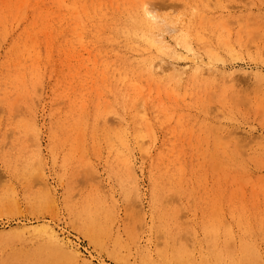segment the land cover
<instances>
[{
	"label": "rangeland",
	"instance_id": "374dc122",
	"mask_svg": "<svg viewBox=\"0 0 264 264\" xmlns=\"http://www.w3.org/2000/svg\"><path fill=\"white\" fill-rule=\"evenodd\" d=\"M7 1L0 0V3L5 5ZM12 1L16 7L14 4L13 7ZM18 1L21 0L8 1L10 3H7V7H12L11 9L5 8L6 5L0 6V27L3 26V30L0 28V264H55L49 253L52 249L43 235V231L49 228L61 236V241L68 242L79 250L81 260L79 258L78 261L70 263L61 260L58 261L59 264H174L177 259V264H182V261L185 264H264V0H134L135 5L131 0H119L120 5L114 3L118 0H82L83 3L80 0H62L59 4L56 3L58 0H22V3ZM63 1H68V6L69 3L75 4L70 7H77V10L69 8ZM74 1L78 5L76 2L72 3ZM85 1H88L87 7L82 9L79 4L85 7ZM108 1L112 2L113 7L106 6ZM97 2L101 3L103 9L98 7ZM23 3H26L25 14L22 11ZM88 3L91 4L90 8ZM146 5L147 10L157 14L159 18L158 22L153 24V21L150 22L151 17L146 15L145 21L149 22L147 25L152 29L146 26V22L143 24L145 29L163 33L167 38L165 44L168 46L157 48V45L153 44L156 45L154 47L150 41L148 44L151 45L148 46L146 41L148 42L149 38L145 41L148 36L144 37L148 30L142 25L141 29L134 23L135 11L144 17ZM117 7L120 8L116 9ZM87 8L89 11H84ZM111 8H115L113 11L116 14ZM127 8L129 12H133H125ZM36 9L38 14L41 12L37 17ZM5 10L9 13L4 12ZM13 10L18 11L16 17L19 14L23 16L22 18L20 15L16 25L14 23L18 18L12 17L15 13ZM45 10L47 19L46 14H43ZM68 10L72 15L73 12L76 14L81 10L80 18L75 19V15L72 16ZM85 12H90L93 18ZM94 12H97L96 15ZM123 14H126V17H123ZM130 14L132 17L129 19ZM40 15L45 16L42 18ZM58 15L63 18H58ZM85 16L89 17V22ZM73 18L76 21L72 20ZM121 19L123 22H120L119 26L117 21H122ZM47 20L49 21L45 26L44 21ZM69 20L74 21L73 24ZM93 23L99 26L95 27ZM71 24H75V28L70 26ZM38 25L39 29L36 28ZM79 25L86 28L82 27L81 30ZM121 26H124V29ZM113 27L117 28V31L113 30ZM42 28H47L46 32H43L45 29ZM31 29H38L35 30L36 34L33 33L35 38L30 34ZM122 29L127 38L121 37ZM196 29L199 34L203 32L202 36L207 38L198 34V37H195ZM77 31L82 32L83 37L77 36ZM94 31L102 40L95 36ZM149 35L153 37L157 33ZM182 35L186 37V43L185 38L181 39L184 37ZM28 37L37 40L36 46L30 45L32 42ZM106 37L110 41L106 40ZM134 37L136 39H133ZM78 38H82L83 45L76 40ZM29 41V47L22 48L26 46L24 43ZM14 42H19V46H15L17 44ZM178 42L181 43L178 45ZM111 46L116 48L113 50ZM18 47L23 52H19ZM95 47L100 50L99 55ZM31 51L38 55L34 57ZM113 51L117 52L114 54ZM26 52L28 56H25ZM209 54L215 55V58ZM121 55L126 60H123ZM132 57L134 58L131 59ZM144 59L146 65L143 63ZM31 63L34 67L30 66ZM96 63L99 66H95ZM105 64L108 67L104 66ZM159 64L166 68L165 71L149 77V74H152L149 73L150 69H158ZM129 66L131 70L134 69L133 72L129 71ZM124 67L128 69L127 73ZM116 69L121 70H118L120 73ZM100 70L103 72L100 73ZM96 72L99 75H96ZM123 73L127 75L126 78H123ZM136 73L138 74L135 75ZM61 75L64 76L60 77ZM120 77L122 80H119ZM131 77H134L133 80ZM79 78H82V81ZM129 79L134 81L133 83L137 82L138 89L144 91L141 93L142 97L135 96L140 95L139 91L136 86L131 87L132 82L128 85ZM91 80L93 82H90ZM81 82L86 83L85 87ZM145 85V89L140 88ZM79 91H83L82 96L76 94L80 93ZM105 96L108 99L113 98L108 101ZM71 97H75V100L71 101ZM78 98L79 102L76 100ZM134 98L137 103H134ZM68 100L74 103L71 104ZM80 100L82 104L86 103L81 105L82 109ZM138 107L141 108V113L144 112L143 116L140 115V109L138 114ZM79 115L81 118H78ZM128 117L131 120H128ZM144 118L148 123L145 124ZM94 119H97L96 122ZM142 121L144 124L141 125ZM93 122L96 124L93 125ZM119 122L120 125H126V130L123 131L126 136L121 133L123 128ZM134 122L136 125L139 122L140 124L136 126ZM64 123L67 124L66 128ZM73 123H76V126ZM107 126L110 128L107 129ZM138 126L141 129L136 131ZM112 127H116L115 131ZM116 131L120 132L116 134L117 137ZM139 131L146 133V136H143L145 139L141 136L144 140L140 138L142 133ZM108 134H114L111 136L114 142L110 141ZM122 134L126 141L121 144L119 135L121 137ZM131 134H134L133 137L136 134L135 139ZM139 138L145 142L142 143ZM140 145L146 146V150L141 149ZM109 149L114 151H108ZM124 156L132 157V165L129 163L132 173H128L130 170L128 171V166L123 161ZM44 224L45 230L42 227ZM28 239L38 242L32 244ZM48 247L50 250H47ZM45 249L47 251H44ZM41 256H44L45 260ZM84 259L85 261H82Z\"/></svg>",
	"mask_w": 264,
	"mask_h": 264
},
{
	"label": "bare ground",
	"instance_id": "6f19581e",
	"mask_svg": "<svg viewBox=\"0 0 264 264\" xmlns=\"http://www.w3.org/2000/svg\"><path fill=\"white\" fill-rule=\"evenodd\" d=\"M6 1H7V0H6ZM8 1H9V0H8ZM8 1H7V3H10V2H8ZM21 1H22V0H21ZM21 1H20V2L18 1V3H22V2H24V1H22V2H21ZM50 1H51V0H50ZM61 1H62V0H58L56 3L59 4ZM80 1L83 3L84 0H83V1L80 0ZM90 1H92V0H90ZM90 1H89V2H90ZM98 1H99V0H98ZM100 1H102V0H100ZM103 1H104V0H103ZM111 1H115V0H111ZM121 1H123V0H121ZM125 1H126V0H125ZM132 1H133V5H135L134 3H136V2H134V0H131V2H132ZM12 2H13V3H12V5H13V4H14V1H12ZM25 2H27V0H25ZM35 2H36V1H35ZM58 2H59V3H58ZM64 2H65V1H63V3H64ZM67 2H68V1H66L65 3H67ZM75 2H76V1H74V2H72V3H75ZM87 2H88V1H87ZM87 2L85 1V4H84L85 7L83 6V4H81V5L79 4V6H81V8L84 9V8L87 7V6H86V3H87ZM108 2H110V1H108ZM108 2H107V4H108ZM128 2H130V1L128 0ZM140 2H141V1H140ZM7 3L5 4L6 7H5V5H3V3H2V4L0 3V4H1L0 6L3 5V7H5V8H10V9H11L12 7H7ZM16 3H17V2H16ZM36 3H37V2H36ZM56 3H55V4H56ZM78 3H80V2H78ZM94 3H95V2H94ZM97 3H98V2H97ZM111 3H112V2H110V4H108V5L106 4V6H108V7H109V6L113 7V5H111ZM114 3H115V5H117V4H119L120 2H119V0H118V1H116V2H114ZM114 3H113V4H114ZM126 3H127V2H126ZM76 4H77V2H76ZM88 4H89V3H88ZM92 4H93V3H92ZM100 4H101V3H98V5H99L98 7H101V6H102V5H100ZM14 5H15V4H14ZM14 5H13V7H14ZM17 5H18V4H17ZM25 5H26V3H23V9H22L23 13L25 12V11H24V8H25L24 6H25ZM62 5H63V4H62ZM69 5H70V6H74L75 4L72 5V4L69 3ZM77 5H78V4H77ZM77 5H76V6H77ZM90 5H91V4H89V8H90ZM95 5H96V4H95ZM103 5H104V2H103ZM119 5H120V4H119ZM122 5H124V4L122 3ZM58 6H59V5H58ZM67 6H68V3H67ZM67 6H66V7H67ZM70 6H68V7L71 8V9H74V11L77 10V7H76V8H72V7H70ZM79 6H78V8H79ZM128 6H129V5H128ZM137 6H138V5H137ZM15 7H16V5H15ZM31 7H32V6H31ZM98 7H96V8H98ZM125 7H126V6H125ZM143 7H144V6H143ZM29 8H30V7H29ZM55 8L57 9V7H55ZM81 8H79V9H81ZM94 8H95V7H93V5H92V9H94ZM101 8H102V7H101ZM101 8H100V9H101ZM104 8H106V11H107V7H105V5H104ZM118 8H120V7H117L116 9H118ZM122 8H124V7L122 6ZM122 8H121V9H122ZM128 8H129V7H128ZM128 8L126 9L127 11H125V12H129V11H128V10H129ZM131 8H132V7H131ZM144 8H145V7H144ZM144 8H143V9H144ZM147 8H148V7H147ZM0 9H1V7H0ZM2 9H3V8H2ZM44 9H45V8H44ZM44 9H43V10H44ZM51 9L53 10V8H51ZM82 9H81V10H82ZM102 9H103V8H102ZM111 9H112V8H111ZM114 9H115V8H114ZM114 9H112L111 11H113ZM124 9H125V8H124ZM136 9H138V8H136ZM145 9H146V8H145ZM145 9H144V10H145ZM26 10H27V9H26ZM81 10H80V11H81ZM98 10H99V9H98ZM109 10H110V9H109ZM140 10L142 11V9H140ZM150 10H151V9H150ZM6 11H7V14H8V13H9L8 10H5L4 12H6ZM22 11H21V12H22ZM37 11H38V10L36 9V12H37ZM41 11H42V10H41ZM46 11H47V10H45V12H44L43 14H46ZM80 11H79V12H80ZM84 11H89V9L87 8V9H85ZM94 11H95V10H94ZM96 11H97V10H96ZM101 11H102V10H101ZM101 11H100V12H101ZM106 11H105V9H104V12H106ZM114 11H115V10H114ZM114 11H113V13L116 14V12H114ZM120 11H121V10H120ZM141 11H139V12L141 13ZM2 12H3V11H1V14H2ZM14 12H15V11L13 10V13H14ZM17 12H18V11H16V12L12 15V17H14V16L16 17L15 14H16ZM26 12H27V11H26ZM28 12H29V11H28ZM63 12H64V11H63ZM79 12H76V14H74L75 12H73V15H75V16H73V15L69 12V10H68V13H70L75 19L80 18L81 12H80V15H79ZM82 12H83V11H82ZM90 12H91V11H90ZM90 12H89V14H88L87 12H85V13H87L88 15H90ZM92 12H93V11H92ZM109 12H110V11H109ZM121 12H122V11H121ZM132 12H133V11H132ZM132 12H129V13H132ZM144 12H145L144 17H143V15L136 14V11H135V13H134V14H135V18H133V21H135V22H134L135 24H138L139 28H141V27H140L141 25H142L143 27L145 26V25H143V24L146 22L145 20H146L147 16H148V17H151V18H150L151 20H150V19H149V20H150V22L153 21V24H154L155 22H158V21H157V20H158L157 18H159V17H157V14H153V13H151V12L149 11V9H148V10L146 9ZM30 13H31V12H30ZM40 13H41V12H40ZM40 13H39V14H40ZM47 13H48L49 15H51V13H49V12H47ZM94 13H95V12H94ZM96 13H97V12H96ZM96 13H95V15H96ZM117 13H118V12H117ZM122 13H123V12H122ZM122 13H120V14H122ZM11 14H12V13H11ZM24 14H25V13H24ZM39 14H38V12H37L36 17L39 16ZM54 14H56V13L54 12ZM57 14H58V13H57ZM4 15H5V13H4ZM4 15H3V17H4ZM9 15H10V14H9ZM17 15H18V14H17ZM20 15H21V14H19V16L16 17V19H17V18H18V19H17V22L14 23L15 25L18 24V21H19ZM77 15H78V16H77ZM83 15H84V13H83ZM93 15H94V14H93ZM95 15H94V17H95ZM105 15H106V14H105ZM124 15H125V17H126V14H123V17H124ZM130 15H131V16H130ZM130 15H128V16H129V17H128L129 19H130V17H132V14H130ZM146 15H147V16H146ZM1 16H2V15H1ZM1 16H0V17H1ZM10 16H11V15H10ZM21 16H22V15H21ZM40 16H41V15H40ZM43 16H45V15H43ZM43 16H41V17L43 18ZM54 16H55V15H54ZM61 16H63V14H61ZM61 16L58 15V18L61 17ZM65 16H66V15H65ZM68 16H69V15H68ZM68 16H67V17H68ZM91 16H92V14L90 15V17H91ZM101 16H102V14H101ZM110 16H111V17L113 16V17L115 18L114 15H111V14H110ZM117 16H119V15H117ZM117 16H116V17H117ZM120 16H121V15H120ZM145 16H146V17H145ZM6 17H7V16H6ZM6 17H5V18H6ZM15 17H14V18H15ZM48 17H50V16H48ZM85 17H87V16H85ZM200 17H201V16H200ZM22 18H23V16H22ZM24 18H25V16H24ZM44 18H45V17H44ZM56 18H57V17H56ZM61 18H63V17H61ZM70 18H71V17H70ZM74 18H73L72 20H75ZM81 18H82V17H81ZM83 18H84V17H83ZM88 18H89V17H87V19H86L87 21L89 20ZM92 18H93V16H92ZM97 18H98V17H97ZM99 18H100V16H99ZM101 18H102V17H101ZM107 18H110V17L107 16ZM114 18H110V19H114ZM117 18H118V17H117ZM207 18H208V17H207ZM209 18H211V16H210ZM28 19H29V18H28ZM31 19H32V16H31ZM46 19H47V14H46ZM67 19H68V18H67ZM104 19H105V18H104ZM122 19H123V18H122ZM122 19H121V20H122ZM125 19H126V18H125ZM134 19H135V20H134ZM161 19H162V18H161ZM202 19H203V18H202ZM204 19H206V18H204ZM11 20H12V19H11ZM13 20H14V19H13ZM13 20H12V21H13ZM21 20H22V19H21ZM32 20H34V19H32ZM39 20L41 21L42 19H39ZM49 20H50V19H49ZM49 20H47V22L44 21V25L47 24ZM63 20H64V19H63ZM63 20H62V21H63ZM72 20H71V21H72ZM80 20H81V19H80ZM80 20H79V21H80ZM93 20H95V18H94ZM100 20H101V19H99V21H100ZM114 20H115V19H114ZM117 20H118V19H117ZM126 20H127V19H126ZM131 20H132V19H131ZM149 20H148V21H149ZM3 21H4V18H3ZM5 21H6V20H5ZM60 21H61V20H60ZM60 21H58V22H60ZM69 21H70V20H69ZM71 21H70V22H71ZM75 21H76V20H75ZM79 21H78V24H79ZM82 21H83V23H85V25H86V22H85L83 19H82ZM107 21H108V20H107ZM109 21H111V20H109ZM124 21H125V20H124ZM159 21H161V20L159 19ZM6 22H7V21H6ZM20 22H21V21H20ZM27 22H28V21H27ZM32 22H33V21H31L30 23L32 24ZM34 22H35V21H34ZM45 22H46V23H45ZM73 22H74V21H72V24H73ZM80 22H81V21H80ZM88 22H89V21H88ZM101 22H102V20H101ZM120 22H123V20H122V21H119V22L117 21V23H119V24H118L119 26H120ZM191 22H192V21H190V23H191ZM203 22H204V21H203ZM0 23H2L1 20H0ZM12 23H13V22H12ZM37 23H38V21H37ZM39 23H40V25H41L42 27L44 26L41 22H39ZM51 23H52V22H51ZM63 23H64V22H63ZM68 23H69V22H68ZM68 23H67V24H68ZM83 23H82V25H84ZM96 23H97V22H96ZM106 23L109 24L108 22H106ZM126 23H127V22H126ZM129 23H130V22H129ZM129 23H128V24H129ZM147 23H149V22H146V26H148ZM151 23H152V22H151ZM194 23H195V22H194ZM194 23H193V25L195 26ZM199 23H200V22H199ZM10 24H11V23H10ZM31 24H30V25H31ZM33 24H36V23H33ZM65 24H66V23H65ZM72 24H71L70 26H72ZM75 24L77 25L76 22H75ZM75 24H74V26H72V27L75 28ZM93 24H94V23H93ZM104 24H105V23H104ZM110 24H111V23H110ZM113 24H114V23H113ZM124 24H125V23H124ZM130 24H131V23H130ZM135 24H134V25H135ZM139 24H140V25H139ZM187 24H188V23H187ZM1 25H3V24H1ZM4 25H5V24H4ZM27 25H28V24H27ZM50 25L52 26V24H50ZM56 25H57V24H56ZM82 25H81V26L79 25L80 28H81V30H82V27H83V29L86 28L85 26H82ZM94 25H95V27H96L97 24H94ZM94 25H93V26H94ZM115 25H116V21H115ZM131 25H133V24H131ZM131 25L129 26L130 28H131ZM134 25H133V26H134ZM151 25H152V24H151ZM191 25H192V23H191ZM197 25H198V24H197ZM20 26H21V25H20ZM23 26H24V25H23ZM45 26H46V25H45ZM64 26H66V25H64ZM77 26H78V25H77ZM77 26H76V27H77ZM97 26H99V25H97ZM103 26H104V25H103ZM105 26H106V24H105ZM107 26H109V25H107ZM133 26H132V29H133ZM152 26H153V25H152ZM155 26H156V25H155ZM155 26H153V27H155ZM194 26H193V27H194ZM2 27H3V26H1L0 28H2ZM5 27H6V25H5ZM11 27H12V26H11ZM25 27H26V25H25ZM35 27H36V26H35ZM60 27H61V26H60ZM84 27H85V28H84ZM95 27H94V28H95ZM100 27H101V25H100ZM110 27H111V26H110ZM121 27L123 28L124 26H121ZM125 27H126V26H125ZM134 27H136V26H134ZM143 27H142V28H143ZM149 27L152 29V27H151L150 25L148 26V28H149ZM156 27H157V26H156ZM203 27H204V26H203ZM205 27H208V26H205ZM23 28H24V27H22L21 29L23 30ZM30 28H31V27H30ZM36 28L39 29V25H38ZM47 28H49V27H47ZM47 28H46V29H47ZM69 28H70V27H69ZM89 28H90V26H89ZM102 28H103V27H102ZM102 28H101V30H102ZM113 28H114V27H113ZM117 28H119L118 30L121 31V28H120V27L117 26ZM117 28H116V29H117ZM126 28H128V27H126ZM142 28H141V29H142ZM145 28H146V27H144V29H145ZM148 28L145 29V30L147 31ZM150 28H149V29H150ZM158 28H159V26H158ZM158 28H157V29H158ZM198 28H199V26H198ZM6 29H7V28H6ZM6 29H5V30H6ZM12 29H13V28H12ZM25 29H26V28H25ZM38 29H35V30L37 31ZM42 29L44 30L45 28H42ZM46 29H45V31H43V32H46ZM87 29H88V28H87ZM99 29H100V28H99ZM99 29H98V31H99ZM107 29H109V28H107ZM110 29H111V28H110ZM116 29L114 28L113 30H116ZM123 29H124V28H123ZM123 29H122V32H121V33H122V36H121V37L125 36V34L123 33ZM132 29H131V30H132ZM141 29H140V30H141ZM144 29H143V30H144ZM191 29H193V28H191ZM199 29H200V28H199ZM202 29L205 30V28H202ZM2 30H3V28H2ZM5 30H4V31H5ZM10 30H11V29H10ZM13 30H14V29H13ZM35 30H32V29H31L32 33H30L34 38L36 37V36H35V34H36ZM50 30H51V29L49 28V31H50ZM65 30H66V29H65ZM75 30H77V29H75ZM75 30H74V31H75ZM78 30H80L79 27H78ZM91 30H92V29H91ZM127 30H129V29H127ZM131 30H129V31H131ZM134 30H135V29H134ZM140 30H139V31H140ZM188 30H189V29H188ZM204 30H203V31H204ZM0 31H1V30H0ZM33 31H34V32H33ZM57 31H58V30H57ZM72 31H73V30H72ZM116 31H117V30H116ZM124 31H125V30H124ZM132 31H133V30H132ZM132 31H131V32H132ZM136 31H137V29H136ZM139 31H138V32H139ZM141 31H142V30H141ZM146 31H145V32H146ZM148 31H149V30H148ZM148 31H147V33H144V35L146 34L144 37L148 36V37H146L145 41L147 40V38H149V39H148V42L146 41L147 44H148L149 41H150V43H152V45H153V44H156V45H157V48H158V47H166L165 45L168 46V44H165L166 41H167V38H166V36H164L163 33H160V32L158 33V32H156L157 35H155L156 33H154L153 31H151V32L149 31V33H148ZM159 31H160V30H159ZM162 31H163V29H161V32H162ZM189 31H190V30H189ZM195 31H196V35L198 34V35H201V36H202V33H203L202 30H201V32H202L201 34H199V32H198L197 29H196ZM27 32H28V30H27ZM29 32H30V30H29ZM58 32H59V31H58ZM77 32H78V33H77ZM77 32H76V35L81 37L83 33H82V32L79 33V31H77ZM85 32H86V30H85ZM89 32H90V31H89ZM96 32H97V30H96ZM96 32L94 31L95 34H96ZM101 32H102V31H101ZM131 32H130V33H131ZM3 33H4V32H3ZM7 33L9 34L10 32L7 31ZM18 33H19V32H18ZM25 33H26V32H25ZM33 33H35V34H33ZM47 33H48V32H47ZM49 33H50V32H49ZM81 33H82V34H81ZM109 33H112V32H109ZM125 33H126V32H125ZM141 33H142L141 36H143V32H141ZM150 33L154 34L155 36L152 37V35H149ZM193 33L195 34V32H193ZM4 34H5V33H4ZM8 34H7V36H8ZM21 34H22V33H21ZM21 34H18V35L20 36ZM30 34H29V36H30ZM97 34H99V33L97 32ZM97 34H96L95 36H98ZM101 34H102V33H101ZM104 34H105V33H104ZM123 34H124V35H123ZM126 34H128V32H127ZM132 34H133V35H132ZM132 34H130V36H131V35L134 36V33H132ZM136 34H137V33H136ZM147 34H148V35H147ZM23 35H24V34H23ZM25 35L28 36V34H25ZM48 35H49V34H48ZM102 35H103V34H102ZM106 35H107V33H106ZM106 35H105V36H106ZM109 35H110V34H109ZM112 35L114 36V34H112ZM112 35H111V36H112ZM196 35H195V37H198V35H197V36H196ZM207 35H208V34H207ZM11 36H12V35H11ZM19 36H18V37H19ZM71 36H72V35H71ZM99 36H100V35H99ZM99 36H98V37H99ZM132 36H131V37H132ZM137 36H138V35H137ZM141 36H140V37H141ZM150 36H151L152 38H151ZM182 36H184V35H182ZM201 36H199V37H201ZM0 37H1V35H0ZM68 37H69V36H68ZM82 37H83V36H82ZM102 37H103V36H102ZM121 37H120V39H121ZM125 37L127 38V35H126ZM138 37H139V36H138ZM144 37H143V38H144ZM202 37H203V36H202ZM202 37H201V38H202ZM204 37H206V36H204ZM204 37H203V38H204ZM4 38H5V37H4ZM4 38L2 37V39H4ZM11 38H12V37H11ZM24 38H25V37H24ZM24 38H23V40L26 41L25 39H27V38H25V39H24ZM28 38H29V37H28ZM31 38H32V37H31ZM31 38H29V39L31 40V42H32V44H30V45L34 46L35 44H37V42H36L37 40L34 41V40H33L34 38H32V39H31ZM71 38H72V37H71ZM87 38H88V37H87ZM89 38H90V36H89ZM99 38H100V37H99ZM99 38H98V39H99ZM103 38H105V37H103ZM108 38H109V37H108ZM114 38H115V37H114ZM118 38H119V37H118ZM128 38H129V37H128ZM183 38H185V40H186V37H185V36L182 37L181 39H183ZM206 38H207V37H206ZM15 39H16V37H15ZM68 39L70 40V38H68ZM72 39H74V38H72ZM81 39H82V38H80V39L78 38V39H76V40L80 41V42L82 43V45H83V41H81ZM96 39H97V38H96ZM100 39H101V38H100ZM112 39H113V37H112ZM112 39H111V40H112ZM115 39H116V38H115ZM129 39H131V38H129ZM133 39H136V38L134 37ZM133 39H132V41L134 42ZM139 39H140V38H139ZM5 40H6V39H4V41H5ZM84 40H85V39H84ZM87 40H89V39H87ZM101 40H102V39H101ZM106 40H109V39H107V37H106ZM118 40H119V39H118ZM118 40H117V41H118ZM123 40H124V38H123ZM127 40H128V39H127ZM127 40H126V41H127ZM142 40H143V39H142ZM176 40H178V38H177ZM185 40H184V41H185ZM12 41H13V40H12ZM14 41H16V40H14ZM18 41H19V40H18ZM21 41H22V39H21ZM33 41H34V43H33ZM104 41H105V40H104ZM109 41H110V40H109ZM109 41H107V42H109ZM112 41H113V40H112ZM112 41H111V42H112ZM115 41H116V40H115ZM121 41H122V40H121ZM126 41H125V43H126ZM129 41L131 42V40H129ZM178 41H179V40H178ZM184 41H183V42H184ZM214 41H215V40H214ZM31 42L29 41L28 43H24V44H26V46L23 44L24 46H22V48L27 49V47H29V43H31ZM35 42H36V43H35ZM69 42H70V41H69ZM74 42H75V41H74ZM76 42H77V41H76ZM80 42H79V43H80ZM84 42H85V41H84ZM92 42H93V41H92ZM113 42H114V41H113ZM136 42H137V41H136ZM143 42H144V41H143ZM176 42H177V41H176ZM183 42H182V43H183ZM186 42H187V40L185 41V43H186ZM216 42H217V41H216ZM218 42H219V41H218ZM14 43L17 44V42H14ZM77 43H78V42H77ZM81 43H80V44H81ZM86 43H88V42L86 41ZM86 43H85V44H86ZM97 43H98V42H97ZM114 43H115V42H114ZM121 43H122V42H121ZM125 43H124V44H125ZM127 43H128V42H127ZM127 43H126V44H127ZM131 43H132V42H131ZM131 43H130V44H131ZM180 43H181V42H180ZM180 43L178 42V45H179ZM219 43H221V42H219ZM10 44H11V43H10ZM19 44H20V43L18 42V44L15 45V46H19ZM27 44H28V46H27ZM33 44H34V45H33ZM85 44H84V45H85ZM94 44H95V42H94ZM117 44H118V43H117ZM130 44H129V45H130ZM214 44H215V43H214ZM217 44H218V43H216L215 45H217ZM21 45H22V42H21ZM86 45H87V44H86ZM92 45H93V43H92ZM92 45H90V47H92ZM107 45H108V44H107ZM119 45H120V43H119ZM132 45H133V44H132ZM132 45H130V46H132ZM134 45H136V44H134ZM137 45H138V44H137ZM143 45H144V44L141 45V48H143V47H142ZM150 45H151V44H148V46H150ZM156 45H153V46L156 47ZM35 46H36V45H35ZM109 46H110V44H109ZM125 46H126V45H125ZM130 46H129V47H130ZM148 46H147V47H148ZM169 46H170V45H169ZM184 46H185V45H184ZM186 46H187V45H186ZM97 47H98V46H97ZM111 47H112V49H113V48H116V46H115V47H114V46H111ZM121 47H122V46H121ZM121 47H120L119 49H121ZM127 47H128V46H127ZM135 47H136V46H135ZM147 47H146V48H147ZM16 48H17V47H16ZM22 48H21V49H22ZM95 48H96V47H95ZM123 48H124V47H123ZM123 48H122V49H123ZM125 48H126V47H125ZM136 48H137V47H136ZM136 48H135V49H136ZM141 48H139V49H141ZM168 48H169V47H168ZM31 49H32V50H35V48H34V49L31 48ZM31 49H28V50H31ZM96 49H97V48H96ZM105 49H106V48H105ZM119 49H118V50H119ZM139 49H138V50H139ZM18 50H19V52H23V50H20L19 47H18ZM28 50H27V51H28ZM38 50H39V49H38ZM113 50H114V49H113ZM126 50H127V49H126ZM128 50L131 52V50H133V47L131 48V50H130V49H128ZM168 50H170V48H169ZM171 50H172V49H171ZM15 51H16V49H15ZM15 51H14V52H15ZM36 51H37V50H36ZM47 51H48V50H47ZM47 51H46V53H47ZM97 51H99V53H98V54L96 53V54L99 55V54H100V50L97 49L96 52H97ZM101 51H102V50H101ZM104 51H105V50H104ZM104 51H103V52H104ZM107 51H108V49H107ZM109 51H110V49H109ZM121 51H122V50H121ZM136 51H137V49L135 50V52H136ZM140 51H141V50H140ZM140 51H139V52H140ZM31 52H32V53H31ZM31 52H30V53L33 54V51H31ZM38 52H39V51H38ZM103 52H102V53H103ZM116 52H117V51H115V53H116ZM119 52H120V50H119ZM119 52H118V53H119ZM126 52H127V51H126ZM133 52H134V51H132V54H133ZM17 53H18V52H17ZM30 53H29V55H30ZM35 53H37V52H35ZM104 53H105V52H104ZM111 53H112V52H111ZM113 53H114V51H113ZM113 53H112V54H113ZM115 53H114V54H115ZM121 53H122V52H121ZM123 53H124V52H123ZM137 53H138V51H137ZM170 53H171V52H170ZM170 53H169V54H170ZM172 53H174V52L172 51ZM25 54H26V55H25ZM25 54H24L25 56H28L27 52H26ZM49 54H50V52H49ZM127 54H128V53H127ZM22 55H23V53L21 54V56H22ZM33 55H34V54H33ZM36 55H38V54H35L34 57H35ZM104 55H105V54H104ZM129 55H130V54H129ZM133 55H134V54H133ZM209 55L211 56V54H209ZM25 56H24V57H25ZM46 56H47V55H46ZM101 56H102V55H100V57H101ZM107 56H108V55H107ZM116 56H117V55H116ZM119 56H120V55H119ZM121 56H122V55H121ZM124 56H126L125 53H124ZM130 56H131V55H130ZM210 56H208V58H209ZM213 56H214V58H215V55H213ZM213 56H211V57H213ZM30 57H31V56H30ZM97 57H98V56H97ZM114 57H115V56H113V59H114ZM122 57H123V56H122ZM19 58H20V57H19ZM22 58H23V57H22ZM108 58H109V57H108ZM127 58H128V57H127ZM133 58H134V57H132L131 59H133ZM33 59H34V58H33ZM35 59H36V58H35ZM35 59H34V60H35ZM102 59H103V57H102ZM106 59H107V57H106ZM131 59H130V60H131ZM141 59L143 60V58H141ZM190 59H191V58H190ZM30 60H31V59H30ZM94 60H96L95 57H94V59H93V62H95ZM107 60H108V59H107ZM107 60H106V61H107ZM110 60H111V59H110ZM118 60H119V59H118ZM121 60H122V58H121ZM121 60H120V61H121ZM123 60H126V59L123 57ZM123 60H122V61H123ZM136 60H137V59H136ZM145 60H146V59H144V61H145ZM212 60H213V59H212ZM97 61H98V60H97ZM104 61H105V60H104ZM104 61H101V62L104 63ZM112 61L114 62L115 59L112 60ZM131 61H132V60H131ZM148 61H149V60H148ZM158 61H159V60H158ZM32 62H33V61H32ZM99 62H100V60H99ZM108 62H109V64L111 65L110 61H108ZM116 62H117V61H116ZM124 62L126 63L127 61H124ZM128 62H129V61H128ZM155 62H156V61H155ZM105 63L107 64V62H105ZM120 63H121V62H120ZM125 63H123V64H125ZM136 63H137V62H136ZM143 63H144V64H145V63L147 64L146 61L143 62ZM152 63H154V62H152ZM158 63H160V62H158ZM96 64H97V65H96ZM96 64H95V66H99L98 63H96ZM106 64H105L104 66H106ZM114 64H115V63H114ZM123 64H122V65L120 64V65H121V66H124ZM146 64H145V65H146ZM170 64H171V63H170ZM31 65H32V63L30 64V66H31ZM65 65H66V67H68L67 64H65ZM100 65H101V64H100ZM102 65H103V64H102ZM112 65H113V64H112ZM125 65L128 66V64H125ZM129 65H131V62H130ZM134 65L136 66V64H134ZM142 65H143V64H142ZM154 65H155V64H154ZM154 65H151V66L153 67ZM160 65H161V64H159L158 66L156 65V66L158 67V69H155V68H154V69L152 68L153 70L150 69V72H149V73H152V74H149V75H151V76H149V77H153V76H152L153 74H160V73H162V72L165 71L166 68L164 69V67H162V65H161V66H160ZM168 65H169V64H168ZM32 66H33V65H32ZM121 66H120V67H121ZM132 66H133V65H132ZM132 66H131V67H132ZM163 66H165V65H163ZM26 67H27V66H26ZM28 67H29V65H28ZM33 67H34V66H33ZM53 67H54V66H53ZM70 67H71V66H70ZM102 67H103V66H101V69H102ZM106 67H108V65H107ZM114 67H115V66H114ZM120 67H119V68H120ZM137 67H138V66H137ZM143 67H145V66H141V68H143ZM147 67H148V65L146 66V68H147ZM149 67H150V66H149ZM197 67H198V66H197ZM199 67H200V65H199ZM31 68H32V67H31ZM68 68H69V67H68ZM68 68H67V69H68ZM112 68H113V67H112ZM124 68H125V67H124ZM133 68H134V67H133ZM138 68H139V67H138ZM138 68H136V69H138ZM168 68H169V67H168ZM170 68H171V67H170ZM179 68H180V67H179ZM215 68H216V67H215ZM28 69H29V68H28ZM32 69H33V68H32ZM56 69H58V68H56ZM59 69H61V68H59ZM65 69H66V68H65ZM94 69H95V67H94ZM113 69H114V68H113ZM113 69H112V72H114ZM121 69H123V68L121 67ZM125 69H126V68H125ZM128 69H129V71L131 70V69H130V66H129ZM128 69H126V71H125L126 73L128 72ZM173 69H174V68H173ZM213 69H214V68H213ZM26 70H27V69H26ZM63 70H64V69H63ZM74 70H75V69H74ZM76 70H77V69H76ZM78 70H79V69H78ZM102 70H103V69H102ZM105 70H106V69H105ZM116 70H117V69H116ZM118 70H119V69H118ZM118 70H117V72L121 71V70H119V71H118ZM133 70H134V69H133ZM133 70H131V72H133ZM146 70H147V69H146ZM171 70H172V69H171ZM208 70H209V69H208ZM215 70H216V69H215ZM30 71H31V69H30ZM53 71H54V70H53ZM57 71H58V70H57ZM59 71H60V70H59ZM59 71H58V72H59ZM91 71H93V70H91ZM96 71H97V70H96ZM103 71H104V70H103ZM103 71H102V72H103ZM122 71H124V69H123ZM138 71H139V70H138ZM178 71H179V70H178ZM60 72H61V71H60ZM74 72H75V71H74ZM76 72H77V71H76ZM93 72H94V71H93ZM99 72L102 73L101 70H100ZM105 72H106V71H105ZM117 72H116V74H117ZM125 72H124V73H125ZM134 72H135V71H134ZM136 72H137V71H136ZM141 72H143V71H140V73H141ZM145 72H147V71H145ZM169 72H171V71H169ZM211 72H212V71H211ZM56 73H57V72H56ZM56 73H55V74H56ZM71 73H72V72H71ZM77 73H78V72H77ZM77 73H76V74H77ZM84 73L86 74V71H85ZM90 73H92V72H90ZM94 73H95V72H94ZM97 73H98V72H96V75H99V74H97ZM106 73H107V72H106ZM119 73H120V72H119ZM124 73H123V75H124ZM138 73H139V72H138ZM138 73H136L135 75H137ZM179 73H181V72H179ZM201 73H202V71H201ZM61 74H62V73H61ZM65 74L67 75V73H65ZM68 74H69V73H68ZM72 74H75V73H72ZM72 74H71V75H72ZM79 74H80V73H79ZM121 74H122V73H121ZM121 74H120V76H121ZM167 74H168V73H167ZM172 74H173V73H171V75H172ZM177 74H178V72H177ZM218 74H219V73H218ZM220 74H221V72H220ZM59 75H60V74H59ZM59 75H58V76H59ZM71 75H70V76H71ZM88 75H89V74H88ZM100 75H101V74H100ZM103 75H104V74H103ZM103 75H102V77H103ZM123 75H122V77H123ZM131 75H132V74H131ZM141 75H142V74H141ZM146 75H147V74H146ZM174 75H175V74H174ZM63 76H64V75H63ZM63 76L61 75L60 77H63ZM77 76H78V75H77ZM104 76H106V75H104ZM113 76H114V75H113ZM113 76H112V78H113ZM126 76H127V75H126ZM126 76L124 75L123 78H126ZM129 76H130V74H129ZM138 76H139V75H138ZM202 76H203V75H202ZM247 76H248V75H247ZM67 77H68V76H67ZM71 77L73 78V76H71ZM71 77H69V79H70ZM91 77H92V76H91ZM93 77H94V76H93ZM95 77L97 78V76H95ZM102 77L99 76V78H102ZM114 77H115V76H114ZM122 77H120L121 79H119V80H122ZM136 77H137V76H135V78H136ZM149 77L147 76L146 79H148ZM155 77H156V76H155ZM171 77H172V76H171ZM173 77H174V76H173ZM173 77H172V78H173ZM224 77H225V76H224ZM89 78H90V77H89ZM105 78H106V77H105ZM105 78H104V79H105ZM118 78H119V77H118ZM118 78H116V79H118ZM131 78H132V77H131ZM133 78H134V77H133ZM133 78H132V80H133ZM142 78H144V77H142ZM63 79H64V78H63ZM63 79H62V80H63ZM65 79H67V78H65ZM69 79H68V80H69ZM76 79H77V77L75 78V80H76ZM79 79H80V78H79ZM81 79H82V78H81ZM81 79H80V80H81ZM84 79H85V78H83V80H84ZM93 79H95V78H93ZM97 79H98V78H97ZM110 79H111V78H110ZM140 79H141V78H140ZM158 79H159V78H158ZM57 80H58V79H57ZM80 80H79V84H80ZM87 80H88V79H87ZM89 80H90V79H89ZM95 80H96V79H95ZM119 80H118V81H119ZM127 80H128V79H127ZM127 80H126V81H127ZM129 80H130V82L128 81V82H129L128 85L132 82L131 79H129ZM136 80H137V78L135 79V81H136ZM142 80H143V79H142ZM69 81H70V80H69ZM69 81H67V82H69ZM81 81H82V80H81ZM96 81H97V80H96ZM105 81H106V80H105ZM112 81H114V80L112 79ZM124 81H125V80H124ZM143 81H144V80H143ZM152 81H153V79H152ZM158 81H159V80H158ZM63 82H65V81H63ZM71 82H72V81H71ZM86 82H87V81H86ZM90 82H93V81L91 80ZM94 82H95V81H94ZM100 82H101V81H100ZM122 82H123V81H122ZM122 82H121V84H122ZM133 82H134V81H133ZM133 82H132L133 85H131V87H132V88H134L133 86H136V87H137L138 83H137V82H136V83H133ZM150 82H151V81H150ZM150 82H149V83H150ZM155 82H156V79H155V81L153 82V84H155ZM213 82H214V81H213ZM60 83H61V82H60ZM73 83H74V81H73ZM96 83H97V82H96ZM102 83H103V82H102ZM119 83H120V82H119ZM123 83H124V82H123ZM145 83H146V81H145ZM145 83H143V84H145ZM149 83H148V84H149ZM58 84H59V83H58ZM61 84H62V83H61ZM74 84H76V83H74ZM82 84H83V83L81 82V85H82ZM87 84H89V82H88ZM99 84H100V83H99ZM105 84H106V83H105ZM105 84H104V85H105ZM112 84H113V83H112ZM116 84H117V82H116ZM121 84H120V85H121ZM136 84H137V85H136ZM62 85H63V84H62ZM68 85H69V84H68ZM81 85H80V86H81ZM83 85H84V87H85L86 83L83 84ZM92 85H93V84H92ZM97 85H98V84H97ZM64 86H65V85H64ZM66 86H67V85H66ZM87 86H88V85H87ZM89 86H90V85H89ZM95 86H96V85H95ZM95 86H94V87H95ZM100 86H101V85H100ZM108 86H110V81H109V85H108ZM116 86H117V85H116ZM126 86H127V85H126ZM3 87H4V86H3ZM58 87H60V85H59ZM70 87H72V86H70ZM74 87H75V86H74ZM77 87H78V85H77ZM77 87H76V88H77ZM81 87H82V86H81ZM84 87H82V88H84ZM91 87H92V86H90V88H91ZM98 87H99V85H98ZM98 87H95V88L98 89ZM104 87H105V86H104ZM111 87H112V86H111ZM136 87H135V89H136ZM143 87H144V89H145V88H146V85H145V86H142V87H140V88H143ZM76 88H75V89H76ZM88 88H89V87H88ZM99 88H101V87H99ZM106 88H107V85H106ZM119 88H120V87H119ZM119 88H118V89H119ZM132 88H131V89H132ZM4 89H5V88H4ZM61 89H63V88H61ZM64 89H65V88H64ZM75 89H74V90H75ZM102 89H105V88L102 87ZM115 89H116V88H115ZM125 89H126V87H125ZM128 89H129V87H128ZM137 89H138V87H137ZM65 90H66V89H65ZM69 90L72 91L73 89H69ZM74 90H73V91H74ZM87 90H88V89H87ZM87 90H86V93L89 91V90H88V91H87ZM110 90H111V89H110ZM110 90H109V91H110ZM116 90H117V89H116ZM119 90H120V89H119ZM132 90H133V89H132ZM66 91H68V90H66ZM80 91H81V89H80ZM80 91H79V92H80ZM84 91H85V90H84ZM98 91H101V90H98ZM102 91H103V90H102ZM104 91H105V90H104ZM117 91H118V90H117ZM128 91H129V90H128ZM130 91H131V90H130ZM138 91H139V94H140V95H138V96L135 95V96L139 98V96H141V93L144 92V91L141 92L139 89H138ZM138 91H137V93H138ZM82 92H83V91H82ZM82 92H80V93H76V94H80L79 96H82V95H81ZM134 92H135V91H134ZM120 93H122V92H120ZM125 93H126V92H125ZM127 93H128V92H127ZM61 94H62V93H61ZM134 94H135V93H134ZM70 95H71V94H70ZM70 95H69V96H70ZM106 95H107V94H106ZM111 95H112V94H111ZM127 95H128V94H127ZM131 95H132V94H131ZM143 95H144V94H143ZM63 96H65V94H64ZM66 96H67V95H66ZM72 96H73V95H72ZM79 96H78V97H79ZM108 96H109V95H108ZM113 96H114V95H113ZM115 96H116V95H115ZM122 96H123V95H122ZM60 97H61V95H60ZM75 97H76V95H75ZM75 97H74V98H75ZM106 97H107V96H105V98H106ZM124 97H125V96H124ZM124 97H123V98H124ZM132 97H133V96H132ZM141 97H142V96H141ZM61 98L63 99V97H61ZM67 98H68V97H67ZM74 98L71 97V101H72V99H73V101H74V100H75ZM83 98H84V97H83ZM86 98L89 99L88 97H85L84 99H86ZM112 98H113V97H111V99H110V98L108 99V97H107V100L110 101V100H112ZM84 99H83V100L81 99L82 102L84 101ZM115 99H116V98H115ZM124 99H125V98H124ZM126 99H127V96H126ZM66 100H67V99H66ZM76 100L78 101L79 98L76 99ZM81 100H80V103H81V104L79 103V104H80V108H81V105H83V106L86 105V103H85V104H84V103L82 104ZM116 100H117V99H116ZM118 100H119V99H118ZM132 100H133V99H132ZM140 100L143 101L142 99H140ZM140 100H138V101L140 102ZM71 101L68 100V102H70L71 104H73L74 102H71ZM77 101H75V103H76ZM125 101H126V100H125ZM135 101H136V98H134V103H135ZM78 102H79V101H78ZM115 102H116V101H115ZM131 102H133V101H131ZM139 102H138V103H139ZM123 103H124V101H123ZM127 103H128V101H127ZM136 103H137V101H136ZM118 104H119V103H118ZM132 104H133V103H132ZM132 104H131V105H132ZM139 104L141 105V103H139ZM110 105H111V104H110ZM119 105H120V104H119ZM123 105H124V104H123ZM127 105H128V104H127ZM127 105H126V106H127ZM140 105H139V106H140ZM113 106H114V105H113ZM132 106H133V105H132ZM137 106H138V104H137ZM71 107H72V106H71ZM115 107H116V106H115ZM120 107H121V106H120ZM133 107H134V106H133ZM74 108H75V106H74ZM76 108H77V107H76ZM78 108H79V105H78ZM80 108H79V109H80ZM82 108H83V107H82ZM82 108H81V109H82ZM111 108H112V107H111ZM111 108H110V109H111ZM128 108H130V107H128ZM131 108H132V107H131ZM79 109H77V110L79 111ZM81 109H80V111H81ZM84 109H85V108H84ZM97 109H98V108H97ZM99 109H101V108L99 107ZM99 109H98V110H99ZM112 109H113V108H112ZM118 109H121V108H118ZM124 109H125V108H124ZM139 109H140V113H141V108L138 107V109H137V110H138V111H137L138 114H140V113H139ZM70 110H71V109L69 108V111H70ZM74 110H75V109H74ZM85 110H86V109H85ZM87 110H88V109H87ZM87 110H86V111H87ZM125 110H126V109H125ZM130 110H131V109H130ZM69 111H68V113H69ZM78 111H76V113H77ZM80 111H79V112H80ZM91 111H92V110H91ZM114 111H115V108H114L113 112H114ZM119 111H120V110H119ZM119 111H118V113H119ZM123 111H124V110H123ZM64 112H65V111H64ZM66 112H67V111H66ZM82 112H83V115H84V114H85L84 111H82ZM82 112H81V114H82ZM96 112H97V114L99 113L97 110H96ZM120 112H122V111H120ZM126 112H128V111H126ZM133 112H134V111H133ZM70 113H74V112H70ZM116 113H117V112H116ZM143 113H144V112H143ZM143 113H141L140 115L143 116ZM30 114H31V112H30ZM33 114H34V113H33ZM64 114H66V113H64ZM77 114H78V113H77ZM87 114H88V113H87ZM123 114H124V113H123ZM127 114H128V113H127ZM130 114H131V113H130ZM130 114H129V115H130ZM132 114H133V113H132ZM132 114H131V115H132ZM145 114H146V113H145ZM55 115H56V114H55ZM60 115H61V114H60ZM70 115H71V114H70ZM72 115H74V114H72ZM121 115H122V114H121ZM66 116H67V118H68V115H66ZM84 116H85V115H84ZM123 116H124V115H123ZM127 116H128V115H127ZM136 116H138V115H136ZM141 116H140L139 119H141ZM144 116L146 117V115H144ZM31 117H32V114H31ZM31 117H30V118H31ZM53 117H54V115H53ZM56 117H57V116H56ZM59 117H60V116H59ZM59 117H58V118H59ZM63 117H64V115H63ZM74 117H75V116H74ZM74 117H73V118H74ZM79 117L81 118V115H79L78 118H79ZM95 117H97V116H94V118H95ZM120 117H121V116H120ZM125 117H126V116H125ZM125 117H124V118H125ZM71 118H72V116H71ZM86 118H88V116H87ZM122 118H123V117H122ZM133 118H135V117H132V119H133ZM137 118H138V117H136V120H138ZM142 118H143V117H142ZM147 118H148V117H147ZM35 119H36V118H35ZM59 119H60V118H59ZM65 119H66V117H65ZM68 119H69V118H68ZM62 120H63V118H62ZM72 120H74V119H72ZM80 120H81V119H80ZM82 120H83V119H82ZM94 120H95V119H94ZM96 120H97V119H96ZM96 120H95V122H96ZM120 120H122V119H120ZM128 120H131V119H129V117H128ZM136 120H135V122H136ZM144 120H145V118H144ZM147 120H148V119H147ZM54 121H56V120H54ZM85 121H86V120H85ZM85 121H84V123H85ZM92 121H93V118H92ZM140 121H141V120H140ZM29 122H30V121H28V123H29ZM62 122H63V121H61V123H62ZM66 122H67V121H66ZM66 122H65V123H66ZM79 122H82V121H79ZM86 122H87V121H86ZM89 122H90V121H89ZM95 122H93V125L96 124ZM99 122H100V121H99ZM99 122L97 121V123H99ZM125 122H126V121H125ZM132 122H133V121H132ZM135 122H134V123H135ZM144 122H145V124L148 123L146 120H145ZM144 122L142 121V122H141V125H142V123L144 124ZM51 123H52V122H51ZM65 123H64V124H65ZM84 123H82V124H84ZM130 123H131V121L129 122V124H130ZM134 123H133V124H134ZM29 124H30V123H29ZM35 124H36V123H35ZM57 124H58V123H57ZM67 124H69V122H68ZM67 124H65V128H66V125H67ZM71 124H72V123H71ZM73 124H75V126H76V123H73ZM78 124H79V123H78ZM85 124H86V123H85ZM89 124H90V123H89ZM120 124H121V122H119V125H120ZM138 124H140V122H139ZM138 124H137V125H138ZM80 125H81V124H80ZM135 125H136V123H135ZM135 125H134V126H135ZM137 125H136V126H137ZM141 125H140V126H141ZM54 126L57 127L56 124H54ZM73 126H74V125H73ZM81 126H82V125H81ZM96 126H97V128L99 127L98 124H97ZM96 126H95V128H96ZM101 126H102V125H101ZM103 126H104V125H103ZM120 126H122V128H123V130H122L121 133L124 134V132H125V130H126V129H125V128H126V127H125L126 125H120ZM123 126H124V127H123ZM31 127H34V126H31ZM52 127H53V126H52ZM63 127H64V126H63ZM70 127H71V126H70ZM77 127H78V125H77ZM83 127L85 128V126H83ZM104 127H105V126H104ZM104 127H102V128H104ZM132 127H133V126H132ZM146 127H147V125H146ZM60 128H61V127H60ZM72 128H73V127H71V130L73 131ZM75 128H76V127H74V129H75ZM86 128H87V127H86ZM89 128H90V126H89ZM89 128H88V129H89ZM109 128H110V127L107 126V129H109ZM118 128H119V127H118ZM120 128H121V127H120ZM143 128H144V127H143ZM76 129H77V128H76ZM79 129H80V128H79ZM107 129H106V130H107ZM111 129H114L113 131H115L116 127H114V128L112 127ZM136 129H137V130H140L141 128L138 126V128H135V130H136ZM146 129H147V128H146ZM37 130H38V129H37ZM52 130H53V129H52ZM55 130H56V128H55ZM68 130H69V129H68ZM89 130H90V129H89ZM92 130H94V129H92ZM135 130H134V131H135ZM137 130H136V131H137ZM144 130H145V129H144ZM144 130H143V131H144ZM63 131H64V130H63ZM72 131H68V132H72ZM78 131H79V130H76V132H78ZM80 131H81V129H80ZM83 131H85V129H84ZM83 131H82V133H83ZM95 131H97V130L95 129ZM98 131H99V130H98ZM101 131H102V130H101ZM104 131H105V130H104ZM119 131H121V130L119 129ZM123 131H124V132H123ZM128 131H129V130H128ZM131 131H132V129H131ZM136 131H135V132H136ZM34 132H35V130H34ZM58 132H59V131H58ZM60 132H61V131H60ZM60 132H59V133H60ZM65 132H67V131H65ZM65 132H63V133L65 134ZM92 132H93V131H92ZM102 132H103V131H102ZM105 132L107 133V131H105ZM105 132H104V134H106ZM111 132H112V130H111ZM139 132H140V131H139ZM139 132H138V133H139ZM36 133H37V132H36ZM80 133H81V132H80ZM93 133H94V132H93ZM99 133H100V132H99ZM117 133H120V132H117V131L115 132V136H116V137H117V135H116ZM131 133H132V132H131ZM140 133L144 134L145 132H140ZM140 133H139V134H140ZM86 134H87V133H86ZM86 134H84V135H86ZM95 134H97V133H95ZM95 134H94V135H95ZM104 134H103V136H104ZM109 134H110V133H109ZM109 134H108V136H109V138L111 139L110 141L112 142L113 139L111 138V136H113L114 134L111 135V136H110ZM123 134H122V136H123ZM128 134H129V133H128ZM142 134L139 135L141 139L144 138L143 136H146V135H145L146 133H145L144 135H142ZM60 135H61V134H60ZM88 135H89V134H88ZM97 135H98V134H97ZM97 135H96V136H97ZM106 135H107V134H106ZM120 135H121V134H120ZM120 135H119V140L121 141V144H122L123 141H126V140H125V136H126L127 134H126V135L124 134L125 136H123V138H122V136L120 137ZM131 135H132V136H131ZM131 135H130V136H131L132 138H134V137L136 136V134H135L134 137H133L134 134H131ZM90 136H91V135H90ZM96 136H94V137H96ZM108 136H106V137H108ZM115 136H114V137H115ZM141 136H142L143 138H142ZM92 137H93V136H92ZM100 137H101V136H100ZM101 138H102V137H101ZM109 138H108V139H109ZM140 138H139V139H140ZM104 139H105V138H104ZM115 139H116V138H115ZM134 139H135V138H134ZM141 139H140V140H141ZM144 139H145V138H144ZM144 139H143V140H144ZM117 140H118V139H117ZM127 140H128V136H127ZM131 140H132V139H131ZM136 140H138V136H137ZM136 140H134V141H136ZM140 140H139V141H140ZM141 141H142V140H141ZM108 142H109V141H108ZM113 142H114V141H113ZM136 142H137V141H136ZM143 142H145V141H142V143H143ZM115 143H116V142H115ZM123 143H124V142H123ZM126 143H127V142H126ZM137 143H138V142H137ZM108 144H109V143H108ZM131 144H132V143H131ZM105 145H106V144H105ZM112 145H113V143H112ZM124 145L127 146L128 144H124ZM141 145H142V144H141ZM141 145H140L139 147H141V149H143V150H146V149H145L146 146L143 147V146H141ZM113 146H114V145H113ZM109 147H111V143H110ZM109 147H107V149H108ZM117 147H118V146H117ZM119 147H120V145H119ZM113 148L115 149V147H113ZM113 148H112V149H113ZM125 148H126V147H125ZM131 148H132V145H131ZM133 148H134V147H133ZM112 149H111V150H112ZM116 149H118V148H116ZM116 149H115V150H116ZM129 149H130V148H129ZM111 150L109 149L108 151H111ZM119 150H121V149H119ZM126 150H127V149H126ZM126 150H125V152H126ZM113 151H114V150H112V152H113ZM129 151H130V150H129ZM118 152H122V151H118ZM118 152H117V154H118ZM132 152H133V151H132ZM144 152H145V151H144ZM115 153H116V151H115ZM123 153H124V152H123ZM127 153H130V152H127ZM121 155H122V153L120 154V157H121ZM127 155H128V154H127ZM132 155H133V154H132ZM116 156H117V155H116ZM116 156H115L114 158H116ZM121 158H122V157H121ZM123 158H124L123 161L126 162L125 164L128 166L127 169H128V171H129L130 168H131V167H129L130 158H132V157L129 158L128 156H126V157L124 156ZM117 159H118V161H119V157H118ZM132 160H133V159H132ZM121 161H122V160H120V162H121ZM116 162H117V160H116ZM131 162H132V161H131ZM122 163H123V162H122ZM130 164H131V163H130ZM123 165H124V164H123ZM131 165H132V164H131ZM124 168H125V166H124ZM131 169H132V168H131ZM128 171H127V172H128ZM130 171H131V172H130ZM130 171H129L128 173H132V170H130ZM131 175H132V174H131ZM166 176H167V175H166ZM132 178H133V176H132ZM41 225H42V224H41ZM45 226H46L45 224H44V226H42V227H44V230H45ZM48 226H49V225H48ZM48 226H47V227H48ZM49 227H50V226H49ZM55 227H56V226H55ZM25 228H27V227H23V229H25ZM32 228H33V227H32ZM40 228H41V226H40ZM21 229H22V228H21ZM11 230H12V229H11ZM11 230H10V231H11ZM29 230H30V229H29ZM38 230H39V227H38ZM38 230H37V231H38ZM35 231H36V230H35ZM42 231H43V229H42ZM42 231H41V232H42ZM14 232H15V231H14ZM38 232H39V231H38ZM28 233H29V232H28ZM43 233H44L43 235H45V237H46V239H47L46 242H48V244H49L48 246L52 249V251H51V250L49 249V247L47 248V250H48V249L50 250L49 253H50V255L52 256L51 260L54 261L53 263H55V264H59L60 262L58 263V261H61V260L65 261V263H66V261H67V262L69 261V263H70V262L78 261V259L80 258V257H79L80 255H79V253H78L79 250L77 251V249L74 248L73 246H71L68 242L61 241V239H60L61 236L59 237V235H57L56 232H55L52 228L46 229V231H45V232L43 231ZM10 234H11V232H10ZM12 234H14V233H12ZM15 234H16V232H15ZM17 234H18V233H17ZM17 234H16V235H17ZM34 234H36V232H35ZM34 234H31V235H34ZM61 234H62V233H61ZM8 235H9V234H8ZM29 235H30V234H29ZM29 235H28V236H29ZM43 235H42V236H43ZM23 236H24V234H23ZM62 236H64V235H62ZM16 237H17V236H16ZM26 237H27V234H26ZM33 237H34V236H33ZM39 237H40V236H39ZM11 238H12V237H11ZM34 238H35V237H34ZM34 238H33V239H34ZM13 239H15V238H13ZM13 239H12V240H13ZM23 239H24V238H23ZM40 239H42V237H41ZM65 239H66V238H65ZM0 240H1V239H0ZM25 240H27V238H26ZM28 240H29V239H28ZM30 240H31V239H30ZM30 240H29V241H30ZM37 240H38V238H37ZM44 240H45V239H44ZM68 240H69V239H68ZM68 240H67V241H68ZM69 241H70V240H69ZM12 242H13V241H12ZM12 242H11V243H12ZM20 242H21V241H20ZM20 242H19V243H20ZM23 242H24V241H23ZM30 242H32V244H33V242H35V241H32V240H31ZM37 242H38V241H37ZM37 242H35V243H37ZM24 243H25V242H24ZM7 244H8V242H7ZM29 244H30V243H29ZM32 244H31V245H32ZM40 245H41V244H40ZM3 246H4V245H3ZM9 246H10V245H8V247H9ZM12 246H13V245H12ZM10 247H11V246H10ZM10 247H9V248H10ZM13 247H14V246H13ZM13 247H12V248H13ZM21 247H23V246H21ZM24 247H26V246H24ZM32 247H33V246H32ZM36 247H37V246H36ZM3 248H4V247H3ZM27 248H28V247H27ZM30 248H31V247H30ZM41 248H42V247H41ZM24 249H25V248H24ZM36 249H37V248H36ZM36 249H35V250H36ZM38 249H39V248H38ZM8 250H9V249H8ZM31 250H33V249H31ZM41 250H42V249H41ZM47 250L45 249L44 251H47ZM29 251H30V250H29ZM39 252H40V251H39ZM41 252H42V251H41ZM31 253H32V252H31ZM36 253H38V252H36ZM39 254H40V253H39ZM47 254H48V253H47ZM178 254H179V253H178ZM41 255H43V254H41ZM180 255H181V253H180ZM183 255H184V254H183ZM183 255H182V256H183ZM185 255H186V257H187V254H185ZM243 255H244V254H243ZM246 256H247V255H246ZM178 257H180V256H178ZM186 257H185V258H186ZM41 258H42V256H41ZM47 258H48V255H47ZM243 258H244V256H243ZM248 258H249V257H248ZM42 259L45 260L44 256H43ZM42 259H40V260H42ZM176 259H177V258H176ZM176 259H175V260H176ZM239 259H240V258H239ZM79 260H81V258H80ZM173 260H174V259H173ZM178 260H179V259H177V261H178ZM181 260H182V259H181ZM181 260H180V262H181ZM46 261H48V260L46 259ZM82 261H85V259L82 260ZM177 261H175L174 264H177ZM190 261H191V260H190ZM247 261H248V260H247ZM42 262H43V261H42ZM48 262H49V261H48ZM51 262H52V261H51ZM240 262H241V260H240ZM69 263H68V264H69ZM77 263H79V262H77ZM83 263H84V262H83ZM178 263H179V262H178ZM224 263H226V262H224ZM236 263H237V262H236ZM238 263H239V262H238ZM44 264H45V263H44ZM46 264H47V263H46ZM51 264H52V263H51ZM74 264H75V263H74ZM81 264H82V263H81ZM87 264H88V263H87ZM179 264H180V263H179ZM182 264H185V263L182 261ZM222 264H223V263H222ZM243 264H245V263L243 262Z\"/></svg>",
	"mask_w": 264,
	"mask_h": 264
},
{
	"label": "snow or ice",
	"instance_id": "6c2138e0",
	"mask_svg": "<svg viewBox=\"0 0 264 264\" xmlns=\"http://www.w3.org/2000/svg\"><path fill=\"white\" fill-rule=\"evenodd\" d=\"M145 8L147 9V5L145 6Z\"/></svg>",
	"mask_w": 264,
	"mask_h": 264
}]
</instances>
